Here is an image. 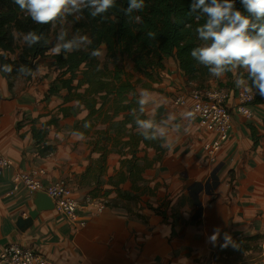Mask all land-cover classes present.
<instances>
[{"label":"crops","instance_id":"1","mask_svg":"<svg viewBox=\"0 0 264 264\" xmlns=\"http://www.w3.org/2000/svg\"><path fill=\"white\" fill-rule=\"evenodd\" d=\"M48 53L31 77L9 78L0 70V147L11 162L0 170V249L10 243L30 246L56 264H216L212 245L228 237L264 233V104L253 105L251 117L235 111L237 89L247 85L236 70L230 84L224 74L208 82L229 89L233 114L229 138L210 160L204 144L216 135L200 126L190 105L172 103L191 84L176 60L167 57V114L164 106L155 111L147 107L167 147V167L147 168L143 178L152 181L151 188L159 184V194H167V212H177L179 218L173 225L169 219L171 224L155 227V211L139 210L133 199L106 206L86 200L89 188L80 180L89 166L91 133L80 126L90 122L88 110L61 115L66 92L58 83V90L49 92L58 71L56 52ZM237 80L242 81L239 87ZM42 130L46 134L41 147L46 149L41 154L35 134ZM117 161L111 160L109 176L118 170ZM20 172L36 173L45 185L65 181L78 201V221L54 207L39 211L32 224L20 229L18 219L36 209V192L15 181ZM140 211L149 224L139 220ZM252 264H264V257Z\"/></svg>","mask_w":264,"mask_h":264},{"label":"trees","instance_id":"2","mask_svg":"<svg viewBox=\"0 0 264 264\" xmlns=\"http://www.w3.org/2000/svg\"><path fill=\"white\" fill-rule=\"evenodd\" d=\"M195 2L196 0H144L142 9L129 12L130 0H115L114 7L95 17L91 15L92 7L82 3L79 11L70 10L52 23L37 24L19 9L15 0H0V70L4 71V66L10 65L12 71H4L9 78L16 74L31 77L39 62L53 47L54 25L62 18L72 22L73 37L63 33L61 50L53 55L58 75L49 92L58 90L56 83L65 90L63 104L59 107L64 117L70 116L72 112H79L77 108L80 106L88 110L87 118L105 112L107 102L112 97V115L118 117L116 120L120 122L116 130L120 134L129 135L128 144L133 151L131 165L137 170V174H141L143 170L139 168L137 157L139 147L143 144L145 148L153 147L161 151L162 144L152 123V127L148 129L137 123L150 120L140 103L135 85L124 78L126 72L120 65V60H129L133 63L135 72L152 77L149 70H164V58L173 56L187 83L191 86L196 84L197 88L209 87V80L215 76L209 72L208 67L192 56L194 49L210 43L201 40L196 33V28L204 24L207 17L201 9L193 8ZM234 5L236 9L243 11L240 0H234ZM28 32H35L40 37L31 46L24 40ZM149 32L155 35L149 36ZM82 37L87 39H81ZM69 41L74 42L71 50L63 48ZM103 48L106 52L102 63L99 55L93 53H100ZM17 51L18 57L11 58L9 54ZM234 70L237 78L246 80L254 91L252 106L264 104V97L259 94L243 67L225 71L224 75L229 80L227 84H230ZM74 101L78 104L76 107H72ZM107 116L110 117L109 114ZM128 125L132 127L129 129ZM75 128L78 129V125ZM45 134L46 130L35 134L41 154L46 149L45 145L41 147ZM137 178L143 180L140 175ZM110 180L112 182L114 177L111 176ZM125 180L121 174L116 184ZM90 195L93 196L89 192V197ZM263 257L264 233L235 236L230 242L227 240L213 249L216 264H230L232 261L236 264H252Z\"/></svg>","mask_w":264,"mask_h":264},{"label":"rangeland","instance_id":"3","mask_svg":"<svg viewBox=\"0 0 264 264\" xmlns=\"http://www.w3.org/2000/svg\"><path fill=\"white\" fill-rule=\"evenodd\" d=\"M71 27L72 22H69L65 18L60 19V21L54 25L52 32L53 47L50 50V55L55 53L54 49L57 46L62 45L61 43L64 40L60 39V37L63 35V33H68L70 38L73 37L71 33ZM105 52V48H103L99 55V59L102 61V63L105 61ZM18 53L19 52L17 51L15 53H10L9 55L11 58L16 59L18 57ZM170 57L174 59L173 56ZM43 59L45 60V58ZM43 59L39 62V64L44 61ZM165 62L166 65L164 70H152V72L149 70V72L152 74V77H149L146 73L135 72L133 70V63L129 60L124 58L120 60V65L126 72L124 78L131 81L135 85L140 99L144 100L143 107L146 114L148 113L147 107L150 109V111H155L159 106H164L166 113L167 90L164 89L167 87V56L164 58V63ZM194 88H197L196 84L191 86V89ZM111 99L112 97L107 102V108L105 112H100L97 115L94 114L89 116L87 120H90V122L87 125L86 123H83L80 126V128L85 133H91L89 139L90 153L88 155L89 166L87 170L81 175L80 180L82 183L86 184V186L89 188V192L93 195H90L89 197L88 192L86 200L106 206L116 205L119 203L126 204L122 201H131V199H133L135 200L136 205L139 204V210L142 208H149L150 210L155 211V215L157 218H159V223H157L155 227L167 222L171 224L169 219L172 220L173 225L174 221L179 217L177 216V212H167V194L165 196H161L159 194V184H156L153 186V188H151L148 183L152 181L143 178V173L147 168H153L154 165L162 167L163 164H165V167H167V147L162 145V150L160 151L153 147L145 148V146L142 144L139 147L137 157L139 158V168L142 169L143 172L141 174H137V170L131 165L133 151L131 149V145L128 144L130 137L128 134H120L116 130V128L119 127L120 122L116 120L118 117L112 115L113 99ZM174 101L175 98L172 99L173 104L175 103ZM62 102L60 105L63 104ZM73 105L76 107L78 104L74 101L72 107ZM83 108L84 106H80L77 108V110L80 112V110ZM158 111L159 112H157V114L160 113V110ZM78 113L76 112V114ZM108 114L110 117L107 116ZM161 118H167V116H161ZM152 124L155 125L154 123ZM131 127V125H128L129 129ZM155 128L159 133L160 128L157 125ZM112 159L118 160L117 162L119 167L118 170L115 169L114 173L109 176L107 172L111 168ZM121 174L123 178H126V180L117 185L116 182L120 179ZM139 175L143 180L137 178ZM111 176L114 177L112 182L110 180ZM126 184H128L127 189L125 188ZM138 191L139 194L135 195V192ZM153 198H155L153 200L154 203L151 201ZM138 218L143 223L149 224L148 217H146L141 211L138 212ZM220 244L221 242L219 244L212 245L211 253H213V249H215L217 245ZM230 264H236V262L232 261Z\"/></svg>","mask_w":264,"mask_h":264},{"label":"clouds","instance_id":"4","mask_svg":"<svg viewBox=\"0 0 264 264\" xmlns=\"http://www.w3.org/2000/svg\"><path fill=\"white\" fill-rule=\"evenodd\" d=\"M243 11L236 9L234 0H196L194 9H201L207 20L196 28V33L203 41H210L206 46L192 51V56L200 64L208 67L215 77H221L231 68L243 67L252 78L253 85L264 97V0H240ZM21 11H24L37 24L52 23L57 18L66 15L70 10L79 11L80 4L90 5L93 17L105 13L115 6V0H15ZM144 7V0H130L128 11L140 10ZM149 36L155 33L149 32ZM40 37L35 32H28L24 36L29 46L35 44ZM60 39H63L61 35ZM81 39H87L82 37ZM72 41L63 45L71 50ZM60 46L54 51L59 53ZM93 55H100L94 52ZM24 71V69H21ZM4 71L11 72L10 65L4 66ZM242 81L237 80L239 87ZM143 105L144 100H140ZM145 129L151 128L149 121H137ZM219 232L210 238L217 239ZM230 242L231 238L228 237ZM227 246V245H225Z\"/></svg>","mask_w":264,"mask_h":264},{"label":"built area","instance_id":"5","mask_svg":"<svg viewBox=\"0 0 264 264\" xmlns=\"http://www.w3.org/2000/svg\"><path fill=\"white\" fill-rule=\"evenodd\" d=\"M254 91L243 85L237 89L235 111L251 117ZM230 91L226 87L209 86L190 89L186 94L175 97V104L188 106L198 123L206 131L215 133V137L204 144L206 157L214 160L232 128V111L228 106ZM11 162L3 156L0 147V170L10 167ZM15 181L25 184L33 192H43L53 201L55 209L68 219L77 222L78 201L72 188L63 180L45 185L34 172H20ZM83 224V223H82ZM0 264H56L44 257L33 247L10 243L0 249Z\"/></svg>","mask_w":264,"mask_h":264},{"label":"water","instance_id":"6","mask_svg":"<svg viewBox=\"0 0 264 264\" xmlns=\"http://www.w3.org/2000/svg\"><path fill=\"white\" fill-rule=\"evenodd\" d=\"M34 203L36 204V209L34 211H31L27 218L20 217L17 221V225L22 230L32 224L33 219L37 216L39 211L54 208L52 199L43 192H36Z\"/></svg>","mask_w":264,"mask_h":264}]
</instances>
